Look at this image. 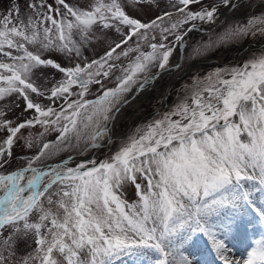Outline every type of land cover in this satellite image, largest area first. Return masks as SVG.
Here are the masks:
<instances>
[{
	"label": "snow or ice",
	"instance_id": "snow-or-ice-1",
	"mask_svg": "<svg viewBox=\"0 0 264 264\" xmlns=\"http://www.w3.org/2000/svg\"><path fill=\"white\" fill-rule=\"evenodd\" d=\"M23 4L8 0L0 16V264H135L149 250L153 264H200L192 250L201 238L222 264H264V237L246 259L226 255L230 234L264 225V45L194 75L178 105L107 158L71 156L109 148L124 109L221 8L231 20L197 58L264 36V0ZM93 41L104 50L90 58Z\"/></svg>",
	"mask_w": 264,
	"mask_h": 264
},
{
	"label": "rangeland",
	"instance_id": "rangeland-1",
	"mask_svg": "<svg viewBox=\"0 0 264 264\" xmlns=\"http://www.w3.org/2000/svg\"><path fill=\"white\" fill-rule=\"evenodd\" d=\"M21 7H24L23 0H20ZM68 2H74V0H68ZM123 2V0H121ZM207 2V0H206ZM219 2V0H217ZM8 3V0H3V3H0V16L6 13V4ZM253 8H255V4L252 5ZM198 7V6H197ZM129 11H131L129 9ZM259 9H257V12ZM133 15H141V13H132ZM142 18H147L143 17ZM231 20V17L227 16L225 19L221 22V24L217 28H213L207 33H197L192 36H190L187 40V43L184 48V54H183V61L180 64L182 67L177 70L176 68L167 76L163 78V81L159 83V85L152 89V91L149 93L148 97L144 99V101L133 111H129L125 117L120 121V124L116 126V129L119 127L124 128L126 127V131L123 134H119L116 136H113V142L107 150L104 151V153H100L99 151H89L85 149V151L79 156V159L83 157V159H87L84 157L94 158L99 162L102 159L107 158L112 153H114L117 148L119 147L120 141L122 138H124L128 133H130L132 130H134L138 125L145 124L148 121H151L153 118H158L160 114H162L165 111L170 110L175 105H178L184 98L185 89L194 87V81L193 76H204L206 73L212 71L216 67H223L224 65H234L237 63H242L245 59L249 57L251 53L257 52L261 48V43H264V36L258 35L255 40L249 38L245 40L243 43H240L238 45L236 44H230L227 46H221L217 47L211 51H208L206 55L197 58V53L204 51L203 48L199 47L203 42L208 41L210 38L213 40L217 39V34L221 33L222 26ZM187 27V26H185ZM171 39V38H170ZM218 42V41H217ZM245 46V49L242 47ZM243 48V50L239 48ZM233 51L236 49L237 52L240 53L235 56L233 54H225L224 59L221 60V62H210L206 61L207 58L210 57V55H216L220 52H225L226 50L232 49ZM104 48L103 45H98L97 42L93 41V43L85 50V55L89 56L90 58H93L95 56H98L102 54ZM144 51L150 50L146 45L143 47ZM135 53L132 54L130 58H121L120 63L126 65L129 62V59H133L135 57ZM175 56V52L170 58V62ZM59 59V57H56ZM171 65V64H170ZM158 68L153 67L152 72L157 71ZM119 73H117L118 75ZM157 81V80H156ZM43 88L51 87V82L49 81H37ZM108 87L114 86V78L113 80H110L107 83ZM92 92L95 93L96 89L92 88ZM167 96L166 100H162V97ZM88 98H94V96H90ZM42 103L47 104V100H42ZM18 111V110H17ZM16 113H12L10 115V119L15 116ZM176 117H174L175 119ZM39 128V126H37ZM35 131V130H33ZM55 133H49L47 136L48 140L55 139ZM71 154H77L76 152H72ZM75 157H78L75 155ZM88 158V159H89ZM125 192V199H127L129 202H132L134 197V187L130 185H126L123 189ZM249 231V238L248 242L250 246V249L248 252L251 251L253 247L256 246L255 242L262 237H264V225H261L259 222H254L252 225H250L246 232ZM230 239L234 237L236 239V233L229 235ZM228 238V237H227ZM226 238V239H227ZM227 241V240H226ZM205 239H202L199 241V243L196 245V247L192 250L194 258L196 260L200 261V264H222L221 259L219 256L216 255L215 252H212L210 250V245L207 244ZM248 254V253H247ZM247 254L244 259L247 258ZM156 254L152 253L151 250H149V255L147 256H141L138 259L135 260V264H153V259ZM230 258L236 259L237 254L234 252V249H228V252L226 253ZM237 260V259H236ZM118 264H133V261L129 259L128 257H124L122 261H119Z\"/></svg>",
	"mask_w": 264,
	"mask_h": 264
},
{
	"label": "bare ground",
	"instance_id": "bare-ground-1",
	"mask_svg": "<svg viewBox=\"0 0 264 264\" xmlns=\"http://www.w3.org/2000/svg\"><path fill=\"white\" fill-rule=\"evenodd\" d=\"M226 10V8H221L220 9V15H222V13ZM201 28H203L204 30H212L214 28V25H211V24H203L201 25ZM197 33H203L201 31H195V32H191L189 34V37L194 35V34H197ZM244 49H245V46H242ZM239 48L241 50H243V48ZM238 49H236V52L235 50L233 51V48L232 49H229V50H226L225 52H220L216 55H210L209 58H207L206 61H210V62H221V60L224 59V56L226 53L227 54H233L235 56H237L240 52V50L237 52ZM178 57H179V54H178V51L176 50L175 51V56H173L170 64L172 66H175L179 60H178ZM174 69H171L169 70L168 72L164 73L163 77L159 78L154 85H152L148 90H146L144 93H141L137 99L126 109H124V111L121 113L120 117L117 119L116 121V126H118L120 124V121L125 117V115L130 111H133L135 110L143 101L145 98L148 97L149 93L152 91V89L156 88L159 83H161L163 81V78L165 76H167V74L171 73ZM134 92V91H133ZM126 127L124 128H121L119 127L118 129H116L115 127V130L112 134V136H116V135H121L123 134L125 131H126ZM107 150V149H102V151H100V153H104V151ZM84 158H89V157H84ZM73 159H79V157H74ZM83 159V157L81 158ZM248 238H249V231L248 232H245L243 234H237L236 233V239L231 238L230 237L227 239V244H228V249H234V252L237 254V257L236 259L237 260H241L243 259V256H244V253H247L248 250L250 249V247L248 246Z\"/></svg>",
	"mask_w": 264,
	"mask_h": 264
},
{
	"label": "water",
	"instance_id": "water-1",
	"mask_svg": "<svg viewBox=\"0 0 264 264\" xmlns=\"http://www.w3.org/2000/svg\"><path fill=\"white\" fill-rule=\"evenodd\" d=\"M226 13H227V9L222 13V15H220V19L216 22V24L214 25V28H217V27L221 24V22L225 19V17H227V16L225 15ZM210 30H211V29H210ZM210 30H204L203 28H201V25H200V27L198 28L197 31H201V32H203V33H207V32H209ZM189 34H190V33H189ZM189 34H188V36L185 38V42H184L185 45H186L187 40H188V38H189ZM261 45H264V43H261ZM184 48H185V46H184V47H177V51H178V54H179V57H178V60H179L178 63H179V64H181L182 61H183ZM171 69H175V67L172 66V65H169V70H171ZM169 70L162 72V73L160 74V77H159V78L163 77L164 73L168 72ZM156 72H158V70H157V71H154V72H152V73H156ZM133 91H134L133 93H135V89H133ZM112 139H113V136H112ZM81 154H82V153H81ZM75 155H77V154H71L72 158H74ZM65 159H67V157H65Z\"/></svg>",
	"mask_w": 264,
	"mask_h": 264
}]
</instances>
